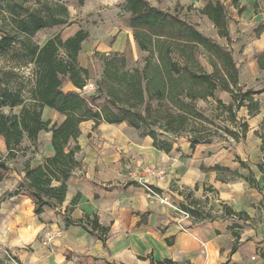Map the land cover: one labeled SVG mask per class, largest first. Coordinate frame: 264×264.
Segmentation results:
<instances>
[{"label": "trees", "instance_id": "obj_1", "mask_svg": "<svg viewBox=\"0 0 264 264\" xmlns=\"http://www.w3.org/2000/svg\"><path fill=\"white\" fill-rule=\"evenodd\" d=\"M120 5L129 14L128 25L144 57L132 65L125 52L96 53L102 70L94 91L87 94L83 90L91 80V69L79 62V56L89 31L81 28L67 38L57 33L43 44L33 39L41 30L71 23L66 3L0 0V135L8 148L6 158L0 155V168L7 170L6 160L26 149L25 140L36 144L42 131L51 132L55 150L38 166L27 163L25 178L14 190V194L33 199L37 214L64 201L68 181L80 166L78 138L85 121L93 120L94 128L103 122H125L141 136L153 138L156 148L169 152L178 137H187L192 148L212 142L220 132L235 142L245 140L249 124L238 116V111L244 106L250 115L260 111L256 95L263 93L264 87L254 89L240 84V69L231 48V18L224 1L206 0L201 13L213 22L226 45L178 12L149 0H124ZM258 6L257 1L256 10ZM263 29L264 23L256 32ZM201 50L208 53L212 71L200 61ZM257 58L264 69V52ZM66 82L73 88L65 91ZM218 90L230 93L232 102L216 97ZM211 98L217 103L218 121L198 106L199 101ZM45 107L59 111L63 122L45 120ZM185 198L187 202L181 204V209L197 220L216 217L192 192H187ZM223 207L228 215L249 217L225 204ZM67 223L81 225L104 243L107 241L109 227L102 225L96 214H85L77 221L68 218ZM234 233L236 248L239 233ZM153 264L176 263L166 259Z\"/></svg>", "mask_w": 264, "mask_h": 264}, {"label": "crops", "instance_id": "obj_2", "mask_svg": "<svg viewBox=\"0 0 264 264\" xmlns=\"http://www.w3.org/2000/svg\"><path fill=\"white\" fill-rule=\"evenodd\" d=\"M235 2L242 8L237 15L251 19L253 33L238 40V57L233 50L240 84L259 89L264 87V69L257 54L264 52V29L259 33L256 29L264 23V0ZM230 33L234 34L231 28ZM232 39L236 49V38ZM224 92L228 96L223 101L232 102L230 93ZM256 99L259 113L250 115L246 106L238 111L249 124L245 140L216 138L192 148L187 137H178L169 152L156 148L153 138L141 136L125 122H103L96 128L93 120L81 123L80 166L68 181L64 201L41 214L35 212L32 198L14 190L25 178L27 163L38 166L55 153L52 134L42 131L36 144L25 140L26 149L6 160L7 165H18L19 172L0 168L6 171L4 180L0 178V260L3 264H153L166 259L176 264H264V92ZM59 116L64 119L51 107L43 111V118L52 123ZM0 147L6 158L2 135ZM145 165L165 171L164 180L152 178L148 184L168 196L170 204L130 176L131 169ZM187 192L202 199L216 217L186 216L181 204L187 202ZM224 204L249 217L226 214ZM85 214H96L109 227L106 243L83 226L67 223L68 218L77 221ZM52 233L58 235L46 242Z\"/></svg>", "mask_w": 264, "mask_h": 264}, {"label": "rangeland", "instance_id": "obj_3", "mask_svg": "<svg viewBox=\"0 0 264 264\" xmlns=\"http://www.w3.org/2000/svg\"><path fill=\"white\" fill-rule=\"evenodd\" d=\"M66 3L70 11L69 25L55 26L39 31L34 40L40 44H43L48 38L57 33H61L64 38L69 37L77 30L84 28L89 31L88 39L83 43L82 51L79 56V62L83 66H87L91 69V80L89 84L84 88V93H91L95 89V82L100 76L102 70V63L96 58V53H110L114 51L125 52L129 58L130 63L133 65L137 60H142L144 53H142L137 46V43L133 37L132 29L128 25L129 14L123 12L121 3L124 0H84L81 3L79 0H60ZM152 4L157 5L165 10L171 12H178L181 17L195 24L206 35H209L226 45L227 42L224 38L218 35L217 28L213 22L204 14L201 13V8L205 4L206 0H149ZM227 6L230 16V28L234 32L232 37L236 38L234 43L236 49L232 46L235 56L238 57V49L241 43L238 42L242 35L253 36L252 29H249L251 24L250 18H243L237 15L239 5H235V0H222ZM235 8V10H234ZM235 14V17L233 16ZM248 27V28H247ZM1 35V33H0ZM238 42V43H237ZM241 52V51H240ZM199 59L205 68L212 71V67L209 63L208 53L204 50L200 51ZM1 64V63H0ZM72 86L69 82H66L64 90L67 91ZM227 93L223 90H218L216 97L227 99ZM216 101L215 99H209L208 101L198 102L199 108L204 111L208 116L214 118L216 121ZM8 111V110H7ZM19 108L15 109L18 112ZM45 117L49 116V111L46 110ZM57 122L62 123V117H57ZM213 129L215 127L211 126ZM140 132V131H139ZM219 138H224V134L220 132ZM1 150V147H0ZM18 165L11 163L8 168L15 169L17 172ZM6 176V171H0V178ZM7 196H4V199Z\"/></svg>", "mask_w": 264, "mask_h": 264}, {"label": "built area", "instance_id": "obj_4", "mask_svg": "<svg viewBox=\"0 0 264 264\" xmlns=\"http://www.w3.org/2000/svg\"><path fill=\"white\" fill-rule=\"evenodd\" d=\"M130 176L132 178H135L136 180L143 181V183H144V185H145V187L147 189V192L149 194H151L153 196H160L162 201L167 203V204L171 203V200H170V198L168 196L159 194V192H157V191H155L153 189V186H150L148 184V182L152 178H156L157 180H164L165 177H166V173H165V171L163 169L157 168V167L151 166V165H145V166H141L138 169H131L130 170ZM185 215L186 216H190V213L185 211ZM57 235H58L57 233L50 234L47 237L46 242H48V243L52 242Z\"/></svg>", "mask_w": 264, "mask_h": 264}]
</instances>
